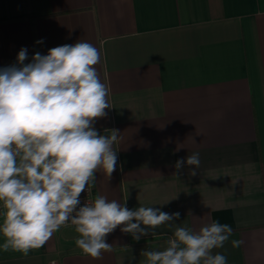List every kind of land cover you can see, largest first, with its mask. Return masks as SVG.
Instances as JSON below:
<instances>
[{
    "label": "crops",
    "instance_id": "crops-1",
    "mask_svg": "<svg viewBox=\"0 0 264 264\" xmlns=\"http://www.w3.org/2000/svg\"><path fill=\"white\" fill-rule=\"evenodd\" d=\"M80 40L99 49L111 93L95 127L121 133L116 170L97 172L96 195L179 212L176 222L196 230L227 223L230 241L244 243L214 251L228 264H264V0H0V67L22 47L31 57ZM173 231L137 241L118 227L97 259L67 227L27 256L0 252V264H127L131 255L144 264L142 251L163 250Z\"/></svg>",
    "mask_w": 264,
    "mask_h": 264
},
{
    "label": "clouds",
    "instance_id": "clouds-1",
    "mask_svg": "<svg viewBox=\"0 0 264 264\" xmlns=\"http://www.w3.org/2000/svg\"><path fill=\"white\" fill-rule=\"evenodd\" d=\"M101 63L99 49L80 40L31 57L22 47L15 63L0 67V252L27 256L73 226L76 246L98 259L112 250L107 236L118 227L139 241L167 226L174 228L167 246L142 251L144 264H228L214 251L233 236L227 223L212 221L196 230L176 222L179 212L143 205L129 209L126 201L104 195L82 204L81 193L91 190L97 172L110 178L116 170L114 145L121 138L118 129L100 134L95 127L113 108L96 67ZM200 163L199 152L186 158V165L194 166L190 175ZM174 167L178 176L185 160ZM230 242L234 248L244 243ZM134 261L127 258V264Z\"/></svg>",
    "mask_w": 264,
    "mask_h": 264
},
{
    "label": "built area",
    "instance_id": "built-area-1",
    "mask_svg": "<svg viewBox=\"0 0 264 264\" xmlns=\"http://www.w3.org/2000/svg\"><path fill=\"white\" fill-rule=\"evenodd\" d=\"M96 197H97V195H96L95 187L93 185V187L91 188V190L88 193L87 192L81 193L80 199H81L82 204H83L84 202H86V200H88L89 202H91ZM67 227H73V226H66V227H63V228H67Z\"/></svg>",
    "mask_w": 264,
    "mask_h": 264
}]
</instances>
